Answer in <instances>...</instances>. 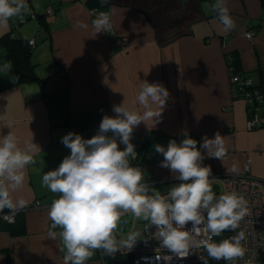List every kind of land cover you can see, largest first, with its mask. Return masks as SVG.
I'll use <instances>...</instances> for the list:
<instances>
[{
    "label": "crops",
    "instance_id": "1",
    "mask_svg": "<svg viewBox=\"0 0 264 264\" xmlns=\"http://www.w3.org/2000/svg\"><path fill=\"white\" fill-rule=\"evenodd\" d=\"M26 3V12L0 25V38L10 32L27 42L33 39L28 43L32 74L26 79L15 73L0 43V136L12 132L21 147L33 140L36 163L27 166L24 187L12 195L29 204L38 200L40 206L20 211L22 232L0 229V264H64L62 242L48 236L50 230L60 231L51 227L48 218V208L59 194L44 187L42 177L70 155L61 143L68 132L90 139L103 116H114L113 105L123 101L130 110L142 113L136 97L143 81L158 82L170 94L161 123L153 128L151 121L142 122L134 129L136 140L154 132L152 139L139 142L145 145L144 155L154 153L146 147L151 141L167 146L169 137L187 131L199 147L205 135L213 138L219 131L225 137L226 156L221 161L205 154L203 165L211 166L212 174H233L229 170L234 164L240 172L249 159L250 172L264 178V126L246 129V106L242 98L231 95L227 64V55L234 53L252 86L264 89V0H225L236 24L228 32L213 11L216 0ZM48 7L53 9L49 19ZM92 8L110 14L112 34L103 31L94 36ZM29 10L35 16H28ZM80 22L88 28L79 27ZM247 31L252 32L250 37L245 36ZM115 37L125 43L117 46ZM5 113L11 128L6 127ZM162 160L147 163L144 174L146 179L173 180L155 188L164 194L180 181L160 167ZM118 257L104 254V261L116 264ZM87 264H103L97 250Z\"/></svg>",
    "mask_w": 264,
    "mask_h": 264
},
{
    "label": "clouds",
    "instance_id": "2",
    "mask_svg": "<svg viewBox=\"0 0 264 264\" xmlns=\"http://www.w3.org/2000/svg\"><path fill=\"white\" fill-rule=\"evenodd\" d=\"M27 10L26 0H0V25H7L9 19ZM213 11L225 32L235 29L225 0H216ZM109 23L110 14L100 12L92 21L94 36L106 31ZM79 27L87 29L88 25L80 22ZM169 95L162 84L143 81L136 97L143 106L142 113L130 110L123 101L113 105L114 116H103L90 139L75 132L61 138L70 155L56 169L44 173L42 185L59 194L48 208V218L52 228L60 231L50 230L48 236L62 242L64 264H87L95 250L102 254L132 250L140 240L139 231L120 239L115 235L126 213L155 228L151 238L172 254L168 261L173 256L187 258L192 249L199 248L206 250L209 258L231 264L245 257L244 230L219 242L213 239L225 231L235 232L249 214L243 195L236 191L216 195L210 179L211 166L203 165L205 154L221 161L226 156L225 137L219 131L213 138L205 135L199 147L187 131L182 132L184 139L179 143L172 139L166 147L154 145L155 152L163 156L160 167L169 169L180 181L166 195L143 182L141 169L130 163L137 157L131 142L134 129L142 122L147 125L151 121L153 128L161 123ZM3 118L6 127L11 128L12 121L7 120L6 113ZM35 163L33 140L25 141L21 147L12 132L0 136V213L7 209L9 215L15 216L28 207L27 199H14L12 194L24 187L25 169ZM229 171L236 173L238 168L234 164ZM161 259L154 258L156 264ZM247 264H253L252 260Z\"/></svg>",
    "mask_w": 264,
    "mask_h": 264
},
{
    "label": "built area",
    "instance_id": "3",
    "mask_svg": "<svg viewBox=\"0 0 264 264\" xmlns=\"http://www.w3.org/2000/svg\"><path fill=\"white\" fill-rule=\"evenodd\" d=\"M91 12L96 17L100 12H105L101 8H92ZM53 15V9L51 7L46 8L45 17L51 18ZM28 16H35L32 10L28 11ZM25 19V16L23 18ZM107 34L113 33L111 21L105 31ZM251 31H247L245 36L250 37ZM114 42L117 46H121L125 43L122 38L115 37ZM28 43H33V39L30 38ZM229 72V84L230 91L233 98H242L246 110L247 118L245 120V127L248 130L259 128L264 126V89L255 88L252 86L251 79L246 75H240L233 73L230 68ZM165 146L164 144L157 143ZM166 147V146H165ZM137 157L130 159L132 166L139 167L143 173L144 181L148 185L156 183V179H146L144 174V167L147 163H153L163 158L162 154L155 152L152 155H139L138 150L135 148ZM250 160L245 159L242 163L241 171L233 174H211L210 179L218 180L223 186V193L228 191H236L243 195L248 202L249 214L241 221L240 228L235 232L228 231V236L236 235L240 230H244L246 233V240L243 241V246L246 249L245 257L241 260H237L235 264H247L248 260H252L253 264H264V178L254 176L250 170ZM166 193L162 195H166ZM40 206L38 200H33L28 207L37 208ZM1 217L12 222L14 216L9 215L8 212L1 214ZM7 217V218H5ZM52 227V222L50 223ZM188 227H191L189 224ZM155 228L149 226L148 221L142 227L143 238L138 240L135 247L130 250H121L116 253L119 254L117 258L119 264H156L154 258L156 256L161 257L159 264H203L205 250L203 248L192 249V252L187 258L178 259L173 256L171 261H168V257L172 254L168 250L159 246V242L154 238H151ZM117 239H120L116 235ZM214 239V238H213ZM98 256L103 264L104 254L100 250H97ZM227 264L231 262L227 261Z\"/></svg>",
    "mask_w": 264,
    "mask_h": 264
},
{
    "label": "trees",
    "instance_id": "4",
    "mask_svg": "<svg viewBox=\"0 0 264 264\" xmlns=\"http://www.w3.org/2000/svg\"><path fill=\"white\" fill-rule=\"evenodd\" d=\"M40 15H42V14H40ZM0 43L4 46V48L6 50V54L11 59L12 64H13L14 69H15V73L19 76V78H22V79L29 78L31 76L32 72L29 69L31 64L30 63L28 64L29 44L27 42V39L23 38V37H16L14 35H11L10 32H7L4 36H2L0 38ZM26 64H28V66ZM227 64H228V68H230V70L233 73L240 74V75L245 74L244 72H242L240 70L239 62H238L234 53H229L227 55ZM153 137H154L153 131L147 132V134L145 135V138L143 140H136L134 137H132L131 142L135 145V148L138 150L139 155L143 154L144 146H145L144 144H140L139 142L141 141V143H143L142 141L145 142L146 140L152 139ZM137 142L139 144H136ZM120 147L123 148L124 146L120 145ZM156 180H158V179H156ZM172 182H173V180H166V181L165 180H158L156 183L150 184L149 186L152 188H158L159 189V188L166 186ZM4 212H8V210L5 209ZM1 214L2 213H0V229H8L10 231V233H13V234L14 233L15 234L20 233L24 230L23 225H22V221L19 217L20 212H18L14 216V220L12 222H8V221L4 220L1 217ZM227 236H228V231H225L224 233H222L221 236L214 237V241L219 242L221 239L227 238ZM205 260H207V264H227V261H224V260L217 261V260H213V259L209 258L207 256L206 250H205L203 262Z\"/></svg>",
    "mask_w": 264,
    "mask_h": 264
},
{
    "label": "rangeland",
    "instance_id": "5",
    "mask_svg": "<svg viewBox=\"0 0 264 264\" xmlns=\"http://www.w3.org/2000/svg\"><path fill=\"white\" fill-rule=\"evenodd\" d=\"M147 150L150 151L151 149L154 151V144L153 142H149L146 146ZM212 187L213 191L216 193L217 196L223 193V186L221 182L218 180H212ZM146 221L142 219H136L131 213H126L121 217V221L118 224L117 229L115 230V235L119 237H126L129 232L133 231H141L143 225ZM141 233V232H140ZM143 238V234L141 233L140 239Z\"/></svg>",
    "mask_w": 264,
    "mask_h": 264
},
{
    "label": "water",
    "instance_id": "6",
    "mask_svg": "<svg viewBox=\"0 0 264 264\" xmlns=\"http://www.w3.org/2000/svg\"><path fill=\"white\" fill-rule=\"evenodd\" d=\"M189 136L191 137L190 134H189ZM172 139H175V140L177 141V143H179V142L182 141V139H184V137H183V136H181V137H169V138H168V142H169L170 140H172ZM116 264H119V263H116Z\"/></svg>",
    "mask_w": 264,
    "mask_h": 264
}]
</instances>
